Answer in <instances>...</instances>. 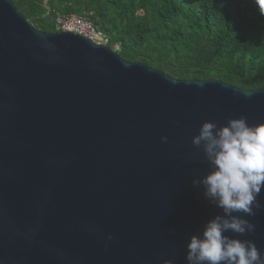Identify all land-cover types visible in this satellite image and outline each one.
<instances>
[{
  "label": "water",
  "instance_id": "water-1",
  "mask_svg": "<svg viewBox=\"0 0 264 264\" xmlns=\"http://www.w3.org/2000/svg\"><path fill=\"white\" fill-rule=\"evenodd\" d=\"M240 116L264 124L263 88L171 77L0 0V264H188L222 214L192 183L210 171L192 138ZM257 199L255 230L225 235L264 254Z\"/></svg>",
  "mask_w": 264,
  "mask_h": 264
},
{
  "label": "trees",
  "instance_id": "trees-1",
  "mask_svg": "<svg viewBox=\"0 0 264 264\" xmlns=\"http://www.w3.org/2000/svg\"><path fill=\"white\" fill-rule=\"evenodd\" d=\"M35 27L77 15L125 60L177 79L264 89V15L256 0H11Z\"/></svg>",
  "mask_w": 264,
  "mask_h": 264
},
{
  "label": "clouds",
  "instance_id": "clouds-1",
  "mask_svg": "<svg viewBox=\"0 0 264 264\" xmlns=\"http://www.w3.org/2000/svg\"><path fill=\"white\" fill-rule=\"evenodd\" d=\"M256 3L264 15V0ZM161 139L167 142L168 137ZM192 144L202 148L210 168L192 183L202 186L205 199L222 214L206 221L202 235L190 237L186 245L188 264H264V254L254 241L225 235L255 230L256 226L244 216L255 215L254 208L261 207L257 197L264 188V124L250 125L244 116L229 118L221 126L205 121ZM163 264L174 261L166 259Z\"/></svg>",
  "mask_w": 264,
  "mask_h": 264
},
{
  "label": "built area",
  "instance_id": "built-area-1",
  "mask_svg": "<svg viewBox=\"0 0 264 264\" xmlns=\"http://www.w3.org/2000/svg\"><path fill=\"white\" fill-rule=\"evenodd\" d=\"M56 31L65 30L80 34L93 43L104 44L108 42V37L104 32L95 28L88 20L77 15H57L55 16Z\"/></svg>",
  "mask_w": 264,
  "mask_h": 264
}]
</instances>
